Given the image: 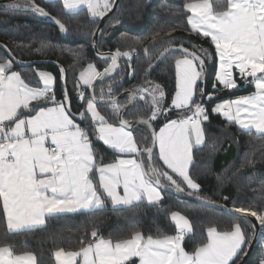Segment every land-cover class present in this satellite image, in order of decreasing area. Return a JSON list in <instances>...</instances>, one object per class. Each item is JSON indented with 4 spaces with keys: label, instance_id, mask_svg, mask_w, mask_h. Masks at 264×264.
I'll return each instance as SVG.
<instances>
[{
    "label": "snow or ice",
    "instance_id": "obj_1",
    "mask_svg": "<svg viewBox=\"0 0 264 264\" xmlns=\"http://www.w3.org/2000/svg\"><path fill=\"white\" fill-rule=\"evenodd\" d=\"M21 5L52 19L61 32L67 31L66 25L36 0H8L0 8L12 11ZM62 5L68 12L86 8L89 17L102 20L115 7V0H62ZM183 10L188 13L185 30L210 40L218 67L208 92L200 86L206 83V63L211 59L208 49L174 44L178 39L172 36L175 28L165 33L167 40L154 33L152 46L167 45L156 57L158 61L179 53L174 59L175 91L168 107H164V89L151 81L125 90L122 95L127 101L123 104L112 84L107 92L101 88L97 96L94 82L110 77L121 58L131 61L137 52L135 46L97 53L107 62L102 71L92 62L79 71L74 91L82 105L79 118L90 117L85 127L76 122L72 112V95L62 66V98L58 100L57 80L51 72L35 71L38 80L33 83L31 76L12 70L10 51L6 59H0V264H238L257 234L264 242V205L252 204H233L228 212L237 218L230 227L221 229L215 221L209 223L192 250H186L184 241L194 226L180 211L169 214L175 234L159 229L145 234L133 226L126 235L109 233L105 237L93 227L90 233L85 230L78 249L56 246L50 260L26 244L18 250L17 244L7 239L11 234L46 226L48 218L56 214L101 210L108 201L114 208L134 207L144 201L156 204L162 200L164 188L215 203L199 195L201 186L190 168L194 146L206 143L202 125L209 120V113L203 97L212 101L218 87H238L234 77L238 70L240 78L254 90L220 100L211 112L242 130L264 135V0H186ZM96 31L100 29L97 27L93 36ZM144 51L147 54L149 48ZM152 67L150 63L145 71ZM137 100L149 105L150 114L134 121L125 119L127 109ZM101 102L110 108L115 123L101 113ZM173 109L179 114L169 118ZM160 116L165 122L157 130L153 122ZM136 125L149 133L142 142L134 134ZM93 137L117 153L115 159L109 163L98 160ZM244 225H249L251 232Z\"/></svg>",
    "mask_w": 264,
    "mask_h": 264
},
{
    "label": "trees",
    "instance_id": "obj_2",
    "mask_svg": "<svg viewBox=\"0 0 264 264\" xmlns=\"http://www.w3.org/2000/svg\"><path fill=\"white\" fill-rule=\"evenodd\" d=\"M36 2L52 16L58 17L66 25L67 31L61 32L52 19L36 15L23 5L12 11L0 8V45L7 46L0 47V59H6L10 51L14 57L12 70L22 73L25 77L31 76L33 83L38 80V77L34 76L35 71L51 72L57 80L55 90L58 100L62 98L59 72L62 66L66 70L67 88L72 95V112L77 115V122L81 127H85L90 124V118L81 120L78 116L82 105L76 98L74 83L79 71L87 63H94L98 70L106 67L107 62L96 58L92 49L93 32L99 19L89 17L86 9L66 12L61 0ZM185 2L186 0H120L118 8L108 18L98 36V49L100 52H108L117 47L127 50L135 46L138 53L134 62L135 71L130 74L125 59L121 58L119 71L97 83V96L101 88L107 92L109 84H112L114 93L119 96L127 89L151 81L160 84L164 89V107L170 105L175 91L174 59L179 53L166 55L153 71H145L150 63H154L163 47L167 46H152V35L159 32L160 37L167 40L165 33L175 28L172 36L178 39L173 41L174 44L183 43L190 49L195 45L196 48L203 47L213 53L207 39L185 30L188 27V13L183 10ZM6 3L8 0H0V5ZM117 20L120 23H116ZM137 40L142 41V44L136 45ZM145 47L149 48L147 54ZM215 71V60H207L206 83H201L200 86L206 87L208 92L212 91ZM234 77L238 87L231 90L218 87L215 92L217 98L212 101L206 100V96L203 97L209 113V120L202 125L206 133V143L193 149L191 174L201 186L199 195L216 204L229 208L233 204L264 205V135L242 131L235 123H229L223 116L211 112V108L220 100L234 99L253 91V87L246 84L237 73ZM82 90L89 94L86 88ZM197 99L201 97L198 95ZM126 101L127 98H123L120 103ZM98 108L111 122H116L107 105H98ZM145 114H150L149 105L137 100L126 111L124 118L134 121L138 116ZM176 117L177 112L171 111L169 118ZM164 122L165 117L160 116L153 122L154 127L158 130ZM134 134L138 141L142 142L143 136L149 133L145 132L143 127H138ZM92 139L98 160L109 163L115 159L116 153L95 137ZM249 161L252 163L249 164ZM162 194V200L151 205L144 201L134 207L114 208L106 203L101 210L54 215L48 218L46 226L23 234H11L7 239L9 242H15L18 250L19 246L26 244L27 248L42 252L45 259L50 260L51 251L56 246L78 249L79 240L85 230L90 233L93 227L105 237L109 233L126 235L133 226L142 229L145 234L155 233L157 229L167 234H175V226L170 221L169 214L171 211H180L194 226L193 233L188 234L184 241L186 250H192L204 235L203 229L209 223L215 221L221 229H225L237 218L233 214L207 208L166 192ZM225 197L228 199L225 200ZM244 226L251 232L249 225ZM2 234L3 227L0 226V237ZM261 259H264V242L259 237L245 264H260Z\"/></svg>",
    "mask_w": 264,
    "mask_h": 264
},
{
    "label": "water",
    "instance_id": "obj_3",
    "mask_svg": "<svg viewBox=\"0 0 264 264\" xmlns=\"http://www.w3.org/2000/svg\"><path fill=\"white\" fill-rule=\"evenodd\" d=\"M119 4H120V0H115V7L113 8V10L111 12H109L102 20L99 19V22H98V26L97 27L100 29V31H96L95 36H93V38H92V49H93V52H94L95 57L98 58V59H100V58L98 57L97 53H107V52H100V50L98 49V36H99L100 32L102 31V29H103L106 21L115 12V10L118 8ZM94 40H95V47L93 46V41ZM162 59H160L159 61L156 59L154 61V63L152 64L153 67L150 70L153 71L159 65V63L161 62ZM118 63H119V68H120V60L118 61ZM119 68L111 76L115 75L119 71ZM106 78H108V77H106ZM99 81L100 80H97V81L94 82L95 83V87H96V85H97V83ZM89 94H90V92H89ZM117 97H118L119 100H121L123 98H127L126 96L122 95V93L119 96H117ZM134 103L132 105H130L129 108L131 106H133ZM98 105H105V104H103L101 102V103H98ZM138 127H143V126L136 125L135 126V129L138 128ZM161 191L162 192L169 193V194H172V195H174V196H176L178 198H181L183 200H187V201H190V202H194L196 204H199V205L204 206V207H207V208H211V209H215V210H219V211H223V212L229 213L228 212V209H230L229 207H226V206H223V205H219V204H216V203H208L206 201L198 200L195 196L189 197L186 194V192L185 193H178L173 188H164ZM230 214H233V215L237 216V214H235V213H230ZM253 222H254V220H253ZM259 237H260L259 234H257V236L253 240V243L247 249V255H244L243 258H242V260H240V262L238 264H245V262L247 261V259L250 257V255L254 251V248L257 245V242H258Z\"/></svg>",
    "mask_w": 264,
    "mask_h": 264
},
{
    "label": "crops",
    "instance_id": "obj_4",
    "mask_svg": "<svg viewBox=\"0 0 264 264\" xmlns=\"http://www.w3.org/2000/svg\"><path fill=\"white\" fill-rule=\"evenodd\" d=\"M201 37V36H200ZM203 38V37H202ZM206 39V38H205ZM208 41H209V44L211 45V43H210V40L209 39H207ZM211 47H212V49H213V53H212V51H209V53L211 54V59H209L210 61L211 60H215V64H216V69H217V67H218V60H217V58H216V56H215V48H214V46H212L211 45ZM97 67V66H96ZM98 69V68H97ZM235 73H237L238 75H239V77H240V74H239V72H238V70L237 71H234V74ZM222 88V87H221ZM254 90V89H253ZM245 95H249V94H245ZM245 95H242V96H245ZM237 98V97H236ZM235 99V98H234ZM171 102V101H170ZM100 110V109H99ZM101 111V110H100ZM172 111H174V112H177V110H175V109H173ZM179 113L177 112V115H178ZM90 118V117H89ZM76 122H77V115H76ZM78 123V122H77ZM236 125V124H235ZM237 126V125H236ZM238 127V126H237ZM239 128V127H238ZM240 129V128H239ZM240 130H242V129H240ZM242 131H247V130H242ZM254 132V131H253ZM102 143V142H101ZM103 144V143H102ZM105 146V145H104ZM201 146V145H200ZM200 146H194V149L195 148H197V147H200ZM107 147V146H106ZM111 150V149H110ZM113 151V150H112ZM114 152V151H113ZM115 153V152H114ZM117 154V153H116ZM118 155V154H117ZM116 155V156H117ZM122 191V190H121ZM161 194H162V191H161ZM162 197H163V194H162ZM147 202V201H146ZM106 203H108L111 207H113L112 205H111V203H110V201H108V202H106ZM118 207H124V206H117V207H115V208H118ZM83 211H88V210H80V211H77V212H83ZM73 213H76V212H73ZM61 214H66V213H61ZM56 215H59V214H56ZM171 221V220H170ZM173 223V222H172Z\"/></svg>",
    "mask_w": 264,
    "mask_h": 264
},
{
    "label": "built area",
    "instance_id": "obj_5",
    "mask_svg": "<svg viewBox=\"0 0 264 264\" xmlns=\"http://www.w3.org/2000/svg\"><path fill=\"white\" fill-rule=\"evenodd\" d=\"M137 58H138V53H137V52L133 54L131 61H129L128 59L124 58L125 61H126V67H127L128 72H129L130 74H133L134 71H135V68H134V62H135V60H136ZM129 63H131V69L129 68ZM133 70H134V71H133ZM206 100H207V98H206Z\"/></svg>",
    "mask_w": 264,
    "mask_h": 264
},
{
    "label": "rangeland",
    "instance_id": "obj_6",
    "mask_svg": "<svg viewBox=\"0 0 264 264\" xmlns=\"http://www.w3.org/2000/svg\"><path fill=\"white\" fill-rule=\"evenodd\" d=\"M61 1H62V0H61ZM81 9H86V8H80V9L74 11V12H77V11H79V10H81ZM86 10H87V9H86ZM66 12H68V11H66ZM71 13H73V12H71Z\"/></svg>",
    "mask_w": 264,
    "mask_h": 264
}]
</instances>
